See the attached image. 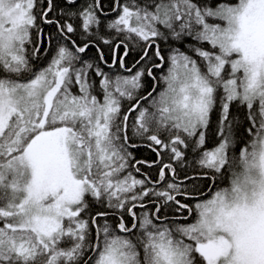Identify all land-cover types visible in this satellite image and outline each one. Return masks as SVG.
Returning a JSON list of instances; mask_svg holds the SVG:
<instances>
[{
    "label": "snow or ice",
    "instance_id": "snow-or-ice-1",
    "mask_svg": "<svg viewBox=\"0 0 264 264\" xmlns=\"http://www.w3.org/2000/svg\"><path fill=\"white\" fill-rule=\"evenodd\" d=\"M0 264H264V0H0Z\"/></svg>",
    "mask_w": 264,
    "mask_h": 264
},
{
    "label": "trees",
    "instance_id": "trees-1",
    "mask_svg": "<svg viewBox=\"0 0 264 264\" xmlns=\"http://www.w3.org/2000/svg\"><path fill=\"white\" fill-rule=\"evenodd\" d=\"M42 26L44 27V30L46 32L49 31L51 28V26L47 24H44ZM135 54H136L135 52L131 53V55H135ZM132 151L134 152L136 159H154L156 157V153L144 144H141L137 148L132 149ZM141 167H143L144 171L149 172L150 174L153 175V177H155V171H156L155 165H153L151 168H149L146 165H141ZM134 175H140V174L134 172Z\"/></svg>",
    "mask_w": 264,
    "mask_h": 264
}]
</instances>
